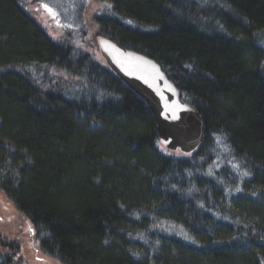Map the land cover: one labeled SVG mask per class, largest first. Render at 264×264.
I'll return each instance as SVG.
<instances>
[{
    "label": "trees",
    "instance_id": "1",
    "mask_svg": "<svg viewBox=\"0 0 264 264\" xmlns=\"http://www.w3.org/2000/svg\"><path fill=\"white\" fill-rule=\"evenodd\" d=\"M94 1L103 57L162 77L0 0V202L60 264H264V0ZM145 96L196 116L189 151L161 143Z\"/></svg>",
    "mask_w": 264,
    "mask_h": 264
},
{
    "label": "rangeland",
    "instance_id": "2",
    "mask_svg": "<svg viewBox=\"0 0 264 264\" xmlns=\"http://www.w3.org/2000/svg\"><path fill=\"white\" fill-rule=\"evenodd\" d=\"M25 10L46 32L49 38L57 43L67 44L76 51L89 55L96 63L107 67L100 49L99 39L95 36L93 20L105 11V5L94 0H19ZM52 90L59 84L67 86L74 81L63 72H49ZM38 79L42 75H36ZM46 85H44L45 87ZM172 153V151L167 150ZM8 205L0 202V254L10 257L11 264H60L46 256L32 232L28 222L19 214L10 213ZM12 209V208H10ZM9 209V210H10ZM8 241L12 245L7 248ZM17 247V251L13 248ZM3 257V256H2ZM8 259V258H7Z\"/></svg>",
    "mask_w": 264,
    "mask_h": 264
},
{
    "label": "water",
    "instance_id": "3",
    "mask_svg": "<svg viewBox=\"0 0 264 264\" xmlns=\"http://www.w3.org/2000/svg\"><path fill=\"white\" fill-rule=\"evenodd\" d=\"M115 51L120 56H127L136 60L138 63L145 64L147 69L153 73L155 79L162 77V73L158 66L146 57L118 47H115ZM102 52L104 53V50ZM116 52H109L108 56L105 54L104 56L108 66L117 73V69L120 65L118 64L119 57ZM173 94L177 95L176 92H173ZM145 98L153 114L157 134L161 143L189 151L190 148H187V146L190 141L200 134L199 120L196 116L189 109L181 105L176 108L173 114H170L169 111L160 110L158 106L150 104L147 96H145ZM173 125L177 127V133L171 131Z\"/></svg>",
    "mask_w": 264,
    "mask_h": 264
},
{
    "label": "bare ground",
    "instance_id": "4",
    "mask_svg": "<svg viewBox=\"0 0 264 264\" xmlns=\"http://www.w3.org/2000/svg\"><path fill=\"white\" fill-rule=\"evenodd\" d=\"M7 258H8V259H7ZM7 260L11 261L10 257H6V261H7Z\"/></svg>",
    "mask_w": 264,
    "mask_h": 264
},
{
    "label": "flooded vegetation",
    "instance_id": "5",
    "mask_svg": "<svg viewBox=\"0 0 264 264\" xmlns=\"http://www.w3.org/2000/svg\"><path fill=\"white\" fill-rule=\"evenodd\" d=\"M31 232V231H30Z\"/></svg>",
    "mask_w": 264,
    "mask_h": 264
}]
</instances>
